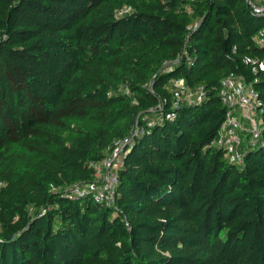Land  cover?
<instances>
[{"label": "trees", "instance_id": "obj_1", "mask_svg": "<svg viewBox=\"0 0 264 264\" xmlns=\"http://www.w3.org/2000/svg\"><path fill=\"white\" fill-rule=\"evenodd\" d=\"M263 27L247 0H0V264H264V145H212L224 77L264 100ZM178 78L205 97L160 120ZM136 126L114 200L68 195Z\"/></svg>", "mask_w": 264, "mask_h": 264}, {"label": "built area", "instance_id": "obj_2", "mask_svg": "<svg viewBox=\"0 0 264 264\" xmlns=\"http://www.w3.org/2000/svg\"><path fill=\"white\" fill-rule=\"evenodd\" d=\"M252 11L258 15H264V0H247ZM129 11L123 8L119 14ZM199 23L190 26L193 30ZM257 44L264 46V27L260 29L256 36ZM245 61L251 64L254 71L264 70V57L262 59L246 56ZM168 69L171 66L167 67ZM220 96L227 106L226 120L224 121L219 135L212 141V145L223 148L227 152L229 161L232 163H243L246 151L243 145L256 147L258 144L264 145L260 140L261 131L264 125L262 113L264 112V100L260 98L259 92L252 84H247L244 79L232 72L222 79ZM205 97L204 87H200L195 92L191 91L184 78L174 81V100L172 107L160 120L174 119L176 109L180 108L183 102L198 104ZM163 109L160 103L157 106ZM149 126L153 122L148 123ZM146 132L144 127L136 126L125 138L118 139L108 156L103 161L95 164L97 180L76 184L69 188L68 195L71 197L91 195L98 202L111 203L115 197L116 187L119 181L118 170L123 165L124 156L131 149L135 135Z\"/></svg>", "mask_w": 264, "mask_h": 264}]
</instances>
